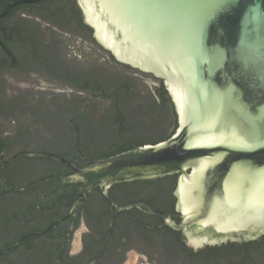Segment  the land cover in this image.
Listing matches in <instances>:
<instances>
[{"label":"flooded vegetation","instance_id":"1","mask_svg":"<svg viewBox=\"0 0 264 264\" xmlns=\"http://www.w3.org/2000/svg\"><path fill=\"white\" fill-rule=\"evenodd\" d=\"M16 1L0 0V233L11 241L9 250L50 241L71 255L85 252L89 264L108 233L116 209L113 199L118 206L142 205L115 214L102 261L123 264L122 255L139 251L154 264H173L156 260L157 235L174 246L194 249L185 233L169 226L164 217L183 220L175 194L177 173L114 184L110 196L97 186L82 198L76 216L62 220L80 186L62 180L74 173L67 162L83 168L135 145L167 140L176 132V111L174 127L172 107L158 105L154 97L160 78L135 73L152 79L155 86L146 99L135 102L133 86L117 89L129 83L125 69L110 60L94 38L79 0L23 2L12 9ZM110 66L121 73L110 78ZM34 90L38 93L32 94ZM43 130L48 134L41 136ZM27 151L53 153L63 160L22 155ZM82 224V246L73 253V236ZM51 225L48 233L32 235ZM134 228L139 232H129Z\"/></svg>","mask_w":264,"mask_h":264},{"label":"water","instance_id":"2","mask_svg":"<svg viewBox=\"0 0 264 264\" xmlns=\"http://www.w3.org/2000/svg\"><path fill=\"white\" fill-rule=\"evenodd\" d=\"M79 3L94 38L118 62L164 81L178 128L167 140L135 145L83 168L67 162L74 173L62 180L80 186L62 220L76 216L82 198L97 186L110 196L114 184L177 173L183 220L164 217L189 245L198 250L258 239L264 234V0ZM22 155L62 159L48 152ZM112 201L108 233L89 264L109 242L115 214L142 205Z\"/></svg>","mask_w":264,"mask_h":264},{"label":"trees","instance_id":"3","mask_svg":"<svg viewBox=\"0 0 264 264\" xmlns=\"http://www.w3.org/2000/svg\"><path fill=\"white\" fill-rule=\"evenodd\" d=\"M110 60L122 66L125 71L133 73L148 74L141 72L130 65L118 62L114 56L106 51ZM161 86L155 90V100L158 105H170L173 114H176L172 99L165 88L161 79ZM130 83L121 84L117 89L130 87ZM118 90L113 95H117ZM96 97V96H94ZM177 123L175 122L174 127ZM175 129V128H174ZM1 231V229H0ZM129 232H139L134 228ZM152 245L151 241H147ZM11 241L0 233V264H87V254L82 252L78 255H71L68 251H64L61 245L55 242L46 241L44 243H27L23 248L15 247L9 250ZM156 260L173 264H264V236L260 239H253L244 242L229 241L221 245H207L198 250L191 247H177L172 244L163 235H157L156 240ZM12 252L16 254L12 255ZM125 258L121 256V261ZM97 264H107L102 261V256Z\"/></svg>","mask_w":264,"mask_h":264},{"label":"rangeland","instance_id":"4","mask_svg":"<svg viewBox=\"0 0 264 264\" xmlns=\"http://www.w3.org/2000/svg\"><path fill=\"white\" fill-rule=\"evenodd\" d=\"M65 37V36H64ZM64 51L66 52V55H69L70 51L69 48H64ZM117 73H121V70L117 66H110L109 69V77H116ZM124 77L126 81H129L131 86L134 87V100L137 102V100H143L146 99L148 94H151L153 91L154 81L150 78H143L140 77V75H135L133 72L124 71ZM111 80V79H110ZM42 83V82H41ZM43 86H46V84L42 83ZM38 93L37 90H34L31 92ZM100 104H105L106 101H99ZM172 122L175 123V115H172L171 117ZM167 129L166 131H168ZM47 130H43L41 136L47 135ZM33 145V144H31ZM86 231V225L82 224L80 229L75 233L73 236L72 244H71V250L73 253H77L80 251L82 246V235ZM123 264H154L148 257H146L144 254H142L139 251H130L125 254L124 262Z\"/></svg>","mask_w":264,"mask_h":264}]
</instances>
